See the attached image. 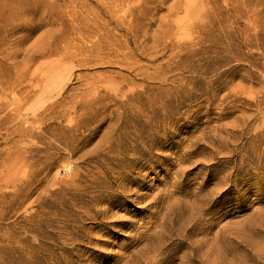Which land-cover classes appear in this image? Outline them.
Wrapping results in <instances>:
<instances>
[{"label":"rangeland","instance_id":"1","mask_svg":"<svg viewBox=\"0 0 264 264\" xmlns=\"http://www.w3.org/2000/svg\"><path fill=\"white\" fill-rule=\"evenodd\" d=\"M0 264H264V0H0Z\"/></svg>","mask_w":264,"mask_h":264}]
</instances>
